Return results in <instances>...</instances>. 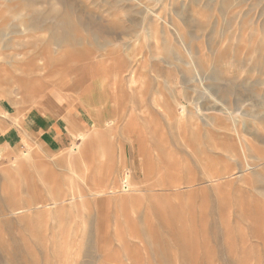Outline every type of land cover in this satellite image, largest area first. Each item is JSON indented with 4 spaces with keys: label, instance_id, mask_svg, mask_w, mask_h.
<instances>
[{
    "label": "rangeland",
    "instance_id": "1",
    "mask_svg": "<svg viewBox=\"0 0 264 264\" xmlns=\"http://www.w3.org/2000/svg\"><path fill=\"white\" fill-rule=\"evenodd\" d=\"M31 115L0 264H264V0H0V140Z\"/></svg>",
    "mask_w": 264,
    "mask_h": 264
},
{
    "label": "crops",
    "instance_id": "2",
    "mask_svg": "<svg viewBox=\"0 0 264 264\" xmlns=\"http://www.w3.org/2000/svg\"><path fill=\"white\" fill-rule=\"evenodd\" d=\"M68 112V120L70 119V115L72 114V109H67ZM70 114V115H69ZM56 126V125H55ZM52 125H48L46 123V119L43 116H32L26 117L21 125L15 126L12 125L10 128L2 131V139L0 142L6 145H15L23 144L25 140H28L30 137L35 138H45L51 135L49 132L51 131ZM66 129H70V127H66Z\"/></svg>",
    "mask_w": 264,
    "mask_h": 264
}]
</instances>
